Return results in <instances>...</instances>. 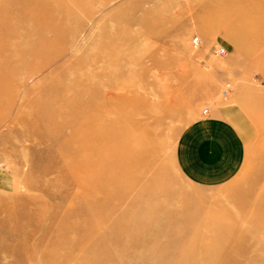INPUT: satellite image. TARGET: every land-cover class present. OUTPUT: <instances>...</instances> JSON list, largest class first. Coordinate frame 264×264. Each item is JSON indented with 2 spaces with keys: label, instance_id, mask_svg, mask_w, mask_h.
Returning a JSON list of instances; mask_svg holds the SVG:
<instances>
[{
  "label": "rangeland",
  "instance_id": "rangeland-1",
  "mask_svg": "<svg viewBox=\"0 0 264 264\" xmlns=\"http://www.w3.org/2000/svg\"><path fill=\"white\" fill-rule=\"evenodd\" d=\"M208 1L217 10L200 13L197 6ZM223 5L221 0H121L110 1L105 13L94 4L93 13L78 15L84 32L43 73L49 79L35 76L18 88L22 93L35 88L39 98L46 89L87 85L92 93L102 91L108 105L87 110V119H75L86 130L73 131L75 140L66 134L59 142L46 123L36 122L32 136L24 126L10 124L9 109L0 106V227H9L0 228V264H206L204 256L194 257L199 262L187 260L200 246L218 251L216 264L234 259L264 264V231L242 233L264 219V42L240 30L235 38L241 45L232 42ZM171 7L172 12L183 8L184 15L170 19ZM146 12L151 17L145 18ZM196 38L197 48L192 44ZM215 46L225 54L216 55ZM75 53L90 62L85 59L88 67L72 72L66 60ZM57 97L62 96L51 95L45 102ZM216 107L234 108L235 116L252 129L233 119L245 132V162L231 181L210 187L185 177L176 153L184 130ZM95 129L98 145L89 138ZM122 134L132 135L135 149L142 154L148 150L154 160L140 164L139 151L127 157L125 163L137 164V172H127L117 182L118 174L106 170L114 153L103 158L97 153L119 138L124 147ZM67 142L82 147L75 157L80 169L66 171L64 161L71 157L62 160L56 153ZM72 176L82 182L74 183ZM97 193L107 199L104 209L92 207L89 197ZM244 203L252 204L240 208ZM123 222L133 231L132 240L124 239ZM19 226L29 233L16 232ZM106 228L113 231L110 242L103 234ZM24 240L33 251L17 249Z\"/></svg>",
  "mask_w": 264,
  "mask_h": 264
},
{
  "label": "bare ground",
  "instance_id": "bare-ground-1",
  "mask_svg": "<svg viewBox=\"0 0 264 264\" xmlns=\"http://www.w3.org/2000/svg\"><path fill=\"white\" fill-rule=\"evenodd\" d=\"M110 1L121 0H0V106H5L7 109H9L11 114L9 116L10 124L15 126H24V128H26L29 134L32 136L35 133V127L37 124L36 122L40 121L43 124L46 123L49 132H51L50 136L53 135L57 142H59L60 139L64 138V135L66 134L67 137H69L68 139H72L75 137L73 131L74 133H77L81 132L83 129L86 130V124L83 123L77 126L74 123L75 119H78L83 115L86 116L90 109L97 110L101 108V106L108 105L106 104V101L103 100L104 98L102 96V91L92 93L89 86L87 85H68L64 86L63 88H59L58 90H54L53 88L50 90L46 89L43 90L44 96H40L39 98H35L34 96L36 91L35 88L30 90L28 93H22L18 86L23 84L24 81L34 79L35 76L41 77V81L48 80L49 75H44L43 73L49 71L51 66L57 64H55V62L66 56L68 54V47H71L77 40L78 36L84 32L83 29L85 26L78 22V15L83 12L91 14V12L94 11V4L97 5V12L100 11L105 13ZM221 1L224 2L223 13L226 14L227 20L229 22L227 27V35L232 39V42H234L237 46L241 45L240 40L235 38L236 30L244 31L247 38H257L259 41L264 42V0ZM210 3L208 1L205 6H197L200 8V13L217 10V6H213ZM172 10V7L168 10L171 15V17H169L170 19L181 16L185 11L183 8H179L178 11L174 12H172ZM151 13L152 12H146L143 15L145 18H148L151 17ZM107 16H109V13L102 16V18L105 19ZM241 17H246V19L241 20L240 22L239 19ZM94 19L95 17L92 16L91 21ZM167 19L168 17L166 19H162L164 21L159 20V22H165ZM145 29L150 31L148 28ZM58 42H61L63 45H60L59 47L57 45ZM75 54L77 55L75 56ZM75 54L73 56L70 55L71 57L66 60V62H70L71 71H78V69L83 66L85 68L88 67L87 65L90 61L87 60L86 57L82 58L78 53ZM49 55H52V57H49ZM85 59L89 62H86ZM38 60H40L42 64H39L37 62ZM93 66L94 63L89 67V69ZM82 74L85 73L83 72ZM65 94L69 95V97H66ZM51 95L53 97L55 95L62 97H57L55 102H50V104H48L45 102V100L50 98ZM14 111H16V114L12 116ZM29 111L31 112L29 113ZM38 112L40 114L39 117L41 120L36 117ZM87 118L88 116H86V119ZM23 135L25 136L26 134L23 133ZM122 135L124 147H119L118 143H120V141L122 142L121 138H119V140H115L118 143H113V146L108 147L104 152L99 150L97 153L101 158H103V155L107 153H114L113 164L106 166V170L112 169L118 174L116 179L117 182H122L121 179L127 172L136 174L138 167L137 164L125 163V160L127 157L133 156V154L137 153L138 151L141 153V149H135L136 141L132 135ZM89 138L92 139L90 141H92L94 145L99 144V141L97 140L98 137L96 136V129L92 132H89ZM100 141L103 142L102 140ZM71 145L72 143L69 144L67 142L66 146H60L58 151L55 150L58 154V157H61L62 160H64L66 155L71 157L70 161H64L63 166H65L64 169L66 171H71L74 166H76L77 169H80L79 164L76 162L77 158L75 157L80 155V150L82 147L76 148L75 143H73L74 147ZM139 155H143L142 160L141 156L139 157L138 162L141 161L139 162L140 164L154 160V157L150 155L148 150H144L143 154L141 153ZM83 168H85V166ZM81 180L82 179H80V177L72 176V181L76 184L81 183ZM89 193L90 192L84 194L89 195ZM173 198L174 197H170V201H172ZM89 199L91 200L92 207L96 209H104L105 206H107V199L101 197L100 193L91 194ZM118 201L119 198L118 200L116 199V202ZM120 202L123 203V198H121ZM250 204H240V208L244 209ZM88 205H90V203H88ZM135 206L136 202L130 205L131 208H135ZM4 208L3 215L6 216L7 221L9 222L11 220V214L9 213L10 208L8 202L6 201H4ZM24 214L25 218L28 217L27 212H24ZM18 216L19 215L14 212V217L17 219V221ZM254 225L255 228L253 230L244 231L242 233L247 234V232H249L251 234H257L264 231V219L261 221H255ZM76 226V232H79L78 230L83 228L82 224L80 226ZM120 227H125L123 232L127 236H123L124 239L127 241L128 239L132 240L133 231L130 230V226L126 227V224L123 222L121 223ZM0 228L8 229L9 227H4L3 224ZM24 228L25 227L19 226L16 232L21 233L22 231L23 234L25 232L29 233L28 229ZM104 230L105 231L103 234L108 242H110L108 238L112 235L113 231L109 228ZM9 231H11V229H9ZM213 234L211 233L209 235ZM28 237L26 235V239ZM122 239L123 238L119 237L116 239V241L120 243ZM262 244H258V247H261ZM237 247L241 251L244 249L242 245H238ZM17 249H21L23 251H33L34 246L28 245L26 240H24V242L17 244ZM216 252L218 251L213 249L210 251L200 246L199 248L197 247L193 252H190L191 254H189L187 260L199 262V260H196L194 257L203 258L204 256L207 261L206 264H216L218 262L216 255H214ZM191 255L192 257H190ZM234 261V263L224 262L221 264H241L240 261L238 262L235 259Z\"/></svg>",
  "mask_w": 264,
  "mask_h": 264
},
{
  "label": "crops",
  "instance_id": "crops-1",
  "mask_svg": "<svg viewBox=\"0 0 264 264\" xmlns=\"http://www.w3.org/2000/svg\"><path fill=\"white\" fill-rule=\"evenodd\" d=\"M234 113V108L216 107L211 113L203 112L199 120L184 130L176 159L185 177L198 185L216 187L238 174L246 153L242 129L252 127ZM233 119L242 123L240 131Z\"/></svg>",
  "mask_w": 264,
  "mask_h": 264
},
{
  "label": "built area",
  "instance_id": "built-area-1",
  "mask_svg": "<svg viewBox=\"0 0 264 264\" xmlns=\"http://www.w3.org/2000/svg\"><path fill=\"white\" fill-rule=\"evenodd\" d=\"M192 44H193V46H194L195 48H197V47L200 45L199 40H198L197 38L194 39V40L192 41ZM214 52H215V54L218 55V56H222V55L225 54V50H224L222 47H220V46H215V47H214ZM207 113H208V111L205 110V111H204V114H207Z\"/></svg>",
  "mask_w": 264,
  "mask_h": 264
}]
</instances>
